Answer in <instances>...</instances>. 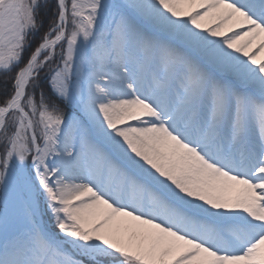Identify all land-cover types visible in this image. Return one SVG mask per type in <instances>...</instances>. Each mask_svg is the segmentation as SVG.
Listing matches in <instances>:
<instances>
[{"label":"snow or ice","instance_id":"snow-or-ice-1","mask_svg":"<svg viewBox=\"0 0 264 264\" xmlns=\"http://www.w3.org/2000/svg\"><path fill=\"white\" fill-rule=\"evenodd\" d=\"M262 57L264 0H0V264H264Z\"/></svg>","mask_w":264,"mask_h":264},{"label":"trees","instance_id":"trees-1","mask_svg":"<svg viewBox=\"0 0 264 264\" xmlns=\"http://www.w3.org/2000/svg\"><path fill=\"white\" fill-rule=\"evenodd\" d=\"M38 41H39V37L36 38V42H38ZM34 46H35V42H34Z\"/></svg>","mask_w":264,"mask_h":264},{"label":"bare ground","instance_id":"bare-ground-1","mask_svg":"<svg viewBox=\"0 0 264 264\" xmlns=\"http://www.w3.org/2000/svg\"><path fill=\"white\" fill-rule=\"evenodd\" d=\"M262 58H264V57H262Z\"/></svg>","mask_w":264,"mask_h":264}]
</instances>
